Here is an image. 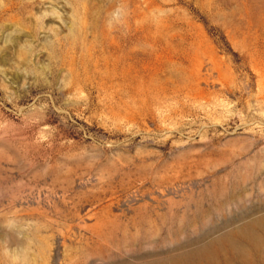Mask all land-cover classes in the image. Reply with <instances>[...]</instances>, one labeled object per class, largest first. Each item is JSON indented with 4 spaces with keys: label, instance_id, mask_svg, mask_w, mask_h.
<instances>
[{
    "label": "rangeland",
    "instance_id": "374dc122",
    "mask_svg": "<svg viewBox=\"0 0 264 264\" xmlns=\"http://www.w3.org/2000/svg\"><path fill=\"white\" fill-rule=\"evenodd\" d=\"M0 264H264V0H0Z\"/></svg>",
    "mask_w": 264,
    "mask_h": 264
}]
</instances>
